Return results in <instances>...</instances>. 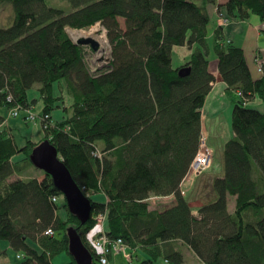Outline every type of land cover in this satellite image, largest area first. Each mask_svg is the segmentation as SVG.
<instances>
[{"label": "trees", "instance_id": "16d2710c", "mask_svg": "<svg viewBox=\"0 0 264 264\" xmlns=\"http://www.w3.org/2000/svg\"><path fill=\"white\" fill-rule=\"evenodd\" d=\"M66 1L68 13L44 0H0V9L10 11L0 25V110L7 113L16 104L32 109L36 100L26 95L38 85L41 115H47L39 123L41 141L56 148L88 197L90 216L82 225L65 201L59 206L62 195L44 172L41 179L21 177L36 169L29 154L41 141L26 137L19 144L13 127L0 126V241L7 242L0 256L11 249L19 259L14 264H52L66 253L67 264H76L67 248L72 227L98 264L89 233L96 215H105L108 239L120 238L148 256L137 264H154L159 255L185 264L181 249L195 264H264V113L234 105L222 176L213 179L210 199L197 216L180 192L202 138L201 109L214 81L206 34L207 7L215 0ZM221 6L232 18L264 22V0ZM96 23L107 31L111 61L90 75L82 47L66 29ZM221 30L215 29L212 46L218 73L229 89L264 102V59L255 56L256 71V59L262 66L253 79L243 50L224 41ZM182 46L191 52L174 66L172 48ZM184 67L189 73L180 76ZM54 109L60 110L58 120L51 116ZM5 120L0 114V124ZM97 193L102 202L91 200ZM168 196L173 202L167 207H149V198ZM227 197L234 198L231 211Z\"/></svg>", "mask_w": 264, "mask_h": 264}, {"label": "rangeland", "instance_id": "374dc122", "mask_svg": "<svg viewBox=\"0 0 264 264\" xmlns=\"http://www.w3.org/2000/svg\"><path fill=\"white\" fill-rule=\"evenodd\" d=\"M44 2L46 3L47 6L62 10L64 13H68L71 10L70 4L66 0H44ZM9 15H10V11L7 7L0 9V25L7 24V22H8L7 20H8ZM118 22H119L120 28L124 29L123 20L118 19ZM213 24H214V21L211 20L210 25L208 26V32L211 31ZM95 25H98L100 27V32L105 34L106 41H107V53H106L105 57L98 58L96 55V52L98 50L96 52H94L89 48V46H82L83 58H84V61H85L86 65H87V67L91 73L93 71L98 70V69L99 70L100 69L101 70L108 69V66H109L110 61H111V54H110L111 50H110V45H109L108 38H107V31H106L105 27H103L100 23H96ZM95 25H93V26H95ZM258 26H259V32H260V29L264 28V22L263 23L258 22ZM88 29H85V30H88ZM68 30H73V29H69V28L66 29V32H67L68 36L70 37ZM81 30H83V29H81ZM72 41H74V40H72ZM206 42H207L209 48L211 49V46L213 44V39L207 38ZM236 44H239V41L238 42L236 41ZM179 51H181V50L179 49V50H175L173 52L172 63L174 66H178L179 64H183L188 59L189 54H188L187 58H182L181 63H178L177 62V60H178L177 56H179L178 55ZM183 51H184L183 52L184 55H186L188 53L187 49H184ZM37 86L38 85H34L30 90L27 91V98H28L27 100L29 102H32V100H37V102L35 103L36 108L33 111L36 114L41 115V109L39 107V105L41 104V101H40L39 94H38V91L36 88ZM57 89H58V85H57V83H55L54 84V90H55L54 92L57 93ZM235 93H236V99H237L236 103H239L240 105L248 106L247 108L255 109V110H258V111L264 113V102L263 101H259V99L257 97L255 98V96H253L252 98H246V96L243 95L244 96V98H243L242 96L237 94V93H239L238 90H235ZM258 101L260 102V104L256 105L255 103ZM59 112H60V110H57V109H54L51 112V116L53 117V119L58 120L59 114H60ZM230 112H231V109L229 110V112L226 110H223V111H219V114L221 115L222 124H226V126H228V128L231 130V127H230L231 114H230ZM9 113H10V111H7V113H5V111L3 109L0 110V114L5 115V118H6V120L2 124H0V126L4 125V126L13 127L14 128V135L16 136V139L19 141V144H21L22 140H24V138H26V137H30L33 142H39L42 140V134L43 133H42L41 127L39 126L40 125L39 122H36V123L29 122L26 125V123L23 122L21 119L22 116H20V115H24L23 113H19L18 117H16V116L12 117L9 115ZM222 124H221V127L223 129L225 125H222ZM28 125H29V128H28ZM34 126L35 127L37 126V128H36L37 134L32 135V128H34ZM21 137H23V138H21ZM204 142L207 144V141L205 138H204ZM207 146H208V144H207ZM212 160H213V158L211 159L209 167L206 170H204L199 176L194 177L193 174L189 173V175L184 180H182L183 185L186 187V189H184V187L181 188V186H180V192L183 196H186L185 199L189 198V197H190V199L194 198V202H190L191 206H194V207L201 206L202 203H204L210 199L209 196L211 194V189H209L210 188V185H209L210 180L208 179V177H209L208 174L211 175L210 178L212 179L213 174L216 173L215 171L210 170V168L213 164ZM221 168H222V162H221ZM24 176L25 177H31L32 176V177H36L38 179L39 178L41 179V178H43V172L38 170V169L32 168L25 175H21V177H24ZM187 187L194 188L193 189V195L191 192L192 190L187 192L188 191ZM90 197H91V200H93L95 202H102L104 200V196L102 194H98V193L90 195ZM161 198H163V197H151V198H149V200H148L149 201V207L155 208L156 206H158V204H159L158 202L163 201V200H158ZM64 201L65 200H64L63 196H61V198H59V200H58V205L61 206L62 202H64ZM165 205H170V204H165ZM165 205L164 206L161 205L157 209L164 208ZM227 206H228V209L230 211L233 209V206H234L233 199L231 201L227 202ZM58 213L61 214L62 216H64V210L63 209H59ZM94 224H95L94 225L95 228L90 231L89 237H93L98 233L97 227H96V222H94ZM104 225H105V219H104ZM104 228H105V226H104ZM6 244H7V242L0 241V247L2 249L7 247ZM16 254L17 253L12 251L11 249H7L6 250V256H0V264H14V263H16L19 260L16 258ZM181 254H183L185 257V264H195V263H193V259L191 258V256L187 257L185 255V251L183 249H181ZM147 257L148 256H146V254L143 253L140 249H136V250L133 249L132 250V249H129V247L127 245H125V247H122L117 253H111V255H108L106 264H137L138 261H142V260L146 259ZM68 261H69V256L66 253H61V254L53 257L51 260L52 264H67ZM154 264H171V263L166 262L164 260V258L161 255H159L158 258L155 260Z\"/></svg>", "mask_w": 264, "mask_h": 264}, {"label": "crops", "instance_id": "0c3cea01", "mask_svg": "<svg viewBox=\"0 0 264 264\" xmlns=\"http://www.w3.org/2000/svg\"><path fill=\"white\" fill-rule=\"evenodd\" d=\"M193 1L197 4H201L203 2V0H193ZM226 1L227 0H215L214 6L208 5L207 10L210 14L211 20L214 21V24L212 25L210 32H208V27H207L206 40L207 38H211L213 39V43H214L215 41L214 31L216 28L221 27L223 40L226 42H230L233 45L240 47L243 50L246 62L251 72V76L253 79H257L259 78L260 75L256 71L254 58L256 55H258L262 57V59H264V34L259 32L258 19L255 16H250V18L247 20H238L228 16L226 14L224 7L221 6L225 4ZM221 18L228 19L226 25H221L220 23ZM236 41L237 42L239 41V44H236ZM212 46L211 49L209 48V52H208L209 53L208 70L209 73L213 76L214 81L211 83L210 91L207 94L201 109V135L206 139L208 147L212 151L213 164L210 170L216 172L213 174L212 179L210 178L211 175L208 174L209 176L208 179L210 180L209 189H211L212 180L222 176L221 162H222L223 147L225 143L233 136L232 130H230L228 126H226V124H222L221 115L219 114V111L226 110L229 112V110L231 109L230 114L232 115L234 104L237 101L235 90L229 89V84L220 76V74L217 71V67H216L217 62H216V57L212 51ZM207 47H209L208 44ZM179 49L181 51H179L178 53L179 56H177L178 59L177 62L181 63L182 58H187L191 50H189L186 46L174 47L172 48V58H173V52ZM184 49H187L188 53L186 55H184L183 53ZM259 101L256 102L255 104L256 105L260 104ZM36 102L37 100L35 101V103ZM39 107L41 109V104L39 105ZM35 108H36V104L33 105L34 110ZM221 124L225 125L223 129L221 127ZM36 128L37 126L36 127L34 126V128H32V135L37 134ZM180 186L181 188L184 187V189H186V187L183 185V182L181 183ZM190 187H187L188 190L187 192L192 190L191 192L193 195L194 188H190ZM232 199L234 198L227 197V202L231 201ZM158 200H163V201L158 202L159 203L158 206H156L154 209H157L161 205L164 206L165 204H172L173 202V198L171 196L164 197ZM186 200L190 206L192 214L197 216V210L200 206L194 207L190 205V202H194V198L190 199L189 197L186 198ZM167 206L168 205H165V207ZM187 254L191 256V258L193 259V263L197 261V259L193 255H191L190 252H187Z\"/></svg>", "mask_w": 264, "mask_h": 264}, {"label": "water", "instance_id": "95a60500", "mask_svg": "<svg viewBox=\"0 0 264 264\" xmlns=\"http://www.w3.org/2000/svg\"><path fill=\"white\" fill-rule=\"evenodd\" d=\"M73 42L80 47L89 46L94 52L99 49L98 42L92 38L81 37ZM188 73V67L179 70L180 76ZM29 160L36 169L50 176L53 186L63 196L69 213L74 215L80 224H85L91 212L90 201L72 179L56 148L48 140H43L33 147L29 154ZM66 234L68 237V253L75 263L93 264L92 256L82 243L76 230L68 227Z\"/></svg>", "mask_w": 264, "mask_h": 264}, {"label": "built area", "instance_id": "2783aa9c", "mask_svg": "<svg viewBox=\"0 0 264 264\" xmlns=\"http://www.w3.org/2000/svg\"><path fill=\"white\" fill-rule=\"evenodd\" d=\"M228 22V19H222L220 20L221 25H226ZM257 61V71L261 72V61L256 59ZM87 72L92 75L96 71H93L92 73L88 69ZM240 96H243L242 93H237ZM247 98V97H246ZM244 106V105H242ZM9 115L12 117H18L19 113H23L24 117L27 121L32 123H42L45 122L47 119V115H38L36 114L33 109L31 108H23L19 104H16L14 107H12L10 110ZM9 117V116H8ZM10 118V117H9ZM212 159V151L207 146V144L204 142V138L202 137L199 142V147L196 155L194 156L192 162L190 163L188 173L186 177L189 175V173L193 174L194 177L199 176L204 170H206L211 162ZM183 193V192H182ZM54 200V199H53ZM96 222V227L98 233L89 239V242L93 249L95 250L96 256H97V263L98 264H106L107 263V256L111 253H117L122 247H125L123 245L121 239H113L110 240L106 237L105 231H104V219L105 215H96L94 218ZM45 232L46 234H49L51 232Z\"/></svg>", "mask_w": 264, "mask_h": 264}, {"label": "bare ground", "instance_id": "6f19581e", "mask_svg": "<svg viewBox=\"0 0 264 264\" xmlns=\"http://www.w3.org/2000/svg\"><path fill=\"white\" fill-rule=\"evenodd\" d=\"M68 33H69L71 39L74 41H76L77 39H79L81 37L92 38V39L96 40L99 44V49L96 52L97 57L103 58L106 56V53H107L106 37H105L104 33L100 32V27L98 25L92 26L88 30H85V31L84 30H68Z\"/></svg>", "mask_w": 264, "mask_h": 264}]
</instances>
